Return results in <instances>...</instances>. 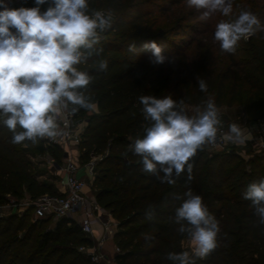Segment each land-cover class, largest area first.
Instances as JSON below:
<instances>
[{
	"label": "trees",
	"instance_id": "1",
	"mask_svg": "<svg viewBox=\"0 0 264 264\" xmlns=\"http://www.w3.org/2000/svg\"><path fill=\"white\" fill-rule=\"evenodd\" d=\"M180 1L160 0L169 6ZM88 2L89 8L111 9L114 19L112 27L102 34L100 56L78 66L93 77L84 91L96 103L94 111L74 113L77 118H86L78 153L81 163L98 157L92 185L96 201L117 220L113 241L119 251L114 255L115 263L175 264L166 258L168 252L189 251L183 245L188 237L177 232L174 221L175 209L181 203L176 196L182 197L190 188L203 197L221 230L218 247L206 258L194 257L195 264H264V225H259L252 202L243 199L250 183L264 179V152L244 158L234 147L214 153L198 151L190 161L192 179L184 173L169 185L144 172L140 157L129 151L137 138H143L148 124L139 103L143 95H171L196 108L208 97L220 107L232 106L244 96L248 108L264 113V32L252 35L248 42L241 40L239 44L246 48L224 53L214 40L215 30L209 28L211 35L205 42L196 41L197 33L192 39L182 37L185 28L197 32L196 26L171 24L164 31L154 30L158 24L149 22L152 12L146 6L152 11L169 10L157 0ZM50 3L41 5V11ZM34 6L35 0L8 5L12 9ZM258 9L253 13L264 24V5ZM149 41L163 46L168 61L154 65L150 52L128 51L129 44L140 49ZM100 59L108 61L106 71L98 70ZM199 79L206 81L207 93L200 91ZM11 139L12 133L0 124V208L9 198L19 202L25 194L33 200L44 193H57L54 184L38 179L41 173L32 159L47 153L60 161L64 155L61 147L47 145L44 140L13 144ZM149 206L155 209L151 220L145 215ZM31 213V207L19 213H0V264H95L79 250L82 245H91L92 239L75 220L34 219Z\"/></svg>",
	"mask_w": 264,
	"mask_h": 264
},
{
	"label": "clouds",
	"instance_id": "2",
	"mask_svg": "<svg viewBox=\"0 0 264 264\" xmlns=\"http://www.w3.org/2000/svg\"><path fill=\"white\" fill-rule=\"evenodd\" d=\"M45 3L48 0H35L34 7L12 9L0 0V124L12 133L13 144L55 139L63 134L62 113L96 109L93 97L84 91L93 77L78 66L102 53L98 45L113 25V11H90L88 0H51L41 11ZM187 5L204 10V20L215 13L227 18L217 23L214 32L224 53H235L241 40L264 32V24L252 11L233 14V0H187ZM128 51L150 52L154 65L169 59L155 41L145 42L140 49L129 44ZM97 68L106 71L108 61L98 60ZM198 85L207 93L205 80L199 79ZM139 103L148 124L143 138H137L129 151L140 157L142 170L161 183L174 185L184 173L190 181V161L217 140L222 122L215 101L211 97L201 101L196 115L186 111L183 99L176 101L171 95H143ZM243 135L238 124L229 125L232 142L243 143ZM176 198L181 200L175 209L177 232L186 234L194 248L192 253L168 252L166 258L175 264H195L194 257L206 258L218 247L219 223L203 197L190 188ZM243 199L252 202L259 225H264V179L250 183ZM154 213L151 206L145 210L149 220Z\"/></svg>",
	"mask_w": 264,
	"mask_h": 264
},
{
	"label": "built area",
	"instance_id": "3",
	"mask_svg": "<svg viewBox=\"0 0 264 264\" xmlns=\"http://www.w3.org/2000/svg\"><path fill=\"white\" fill-rule=\"evenodd\" d=\"M10 2L23 5L25 0H6L8 5ZM85 123L86 120L75 117L71 111L62 113L60 124L63 134L55 139H43L47 145L61 147L64 153L60 161L51 156L47 161L49 168L58 177V191L55 194L44 193L33 200L28 199L24 206L32 208L34 219L52 217L53 219L71 218L75 220L81 231L92 239L91 245H82L79 250L88 255L92 262L98 264L104 257L101 247L112 230L108 220L104 218L105 209L99 205L95 196L86 190V179L93 176L98 157L91 156L89 160L82 163L72 158L73 150L77 149L76 151H78ZM257 127V135L251 138L252 140L249 138H243V140L254 141L260 151L264 152V120L259 122ZM237 144L239 142L234 143L229 139V129L222 122L217 133L216 143L206 145L204 148L224 151L230 150ZM115 251H119L117 246Z\"/></svg>",
	"mask_w": 264,
	"mask_h": 264
},
{
	"label": "rangeland",
	"instance_id": "4",
	"mask_svg": "<svg viewBox=\"0 0 264 264\" xmlns=\"http://www.w3.org/2000/svg\"><path fill=\"white\" fill-rule=\"evenodd\" d=\"M89 3V2H88ZM160 0H157V4H161ZM164 7H168V11L162 10L161 12L159 10L152 11L151 6H146V9L151 10L152 13H150V16L147 18L149 22L156 21L158 26L154 30L164 31L168 27L171 26V24H174L175 26L181 24L184 26H189L190 28H193L196 26L198 29L197 32L189 31V28H185L182 37L184 39L194 38L197 33L196 41L202 40L203 42L208 41V37L210 35L208 34L207 29L215 30L217 23H219L223 19H227L223 17L220 13H215L211 15L208 19L204 20L201 19L202 12L204 10H197L195 8H190L187 5V0H182L178 4L169 6L167 3H162ZM264 5V1L262 0H233V14L237 15L240 10H250V11H256L258 12V8H261ZM91 10H105L107 9L100 7V8H89ZM263 12V11H262ZM208 24V25H207ZM215 32V31H214ZM250 39H243L242 41L248 42ZM237 48H246L243 46V44H238ZM214 50V49H213ZM215 51V50H214ZM217 57V56H215ZM218 58V57H217ZM184 107L186 111L190 115H196L197 109L196 107L192 106L191 104H184ZM218 110L220 112V118L221 122H223L227 129H229V125L232 123H236L240 126L242 132H243V138H253L257 134V124L264 120V113L263 111L259 109H253L248 108L245 102V97H241L234 105L232 106H226L222 105L218 107ZM94 111V110H93ZM90 113V112H89ZM88 113V114H89ZM81 120H86L85 117H80ZM252 140V139H251ZM251 140H245L243 143L237 144V146H233L234 151H236L238 154L242 155L244 158H248L249 156H252L256 153H260L259 147L255 145L254 141ZM75 150V151H74ZM73 150V154L77 153V159L80 160L77 149ZM204 150L208 153H214L218 152L216 150ZM227 151V150H224ZM48 159L49 155L47 153L44 154H37L32 159L35 168L37 171L41 173V175L38 176V179L41 181H46L48 183L54 184V187L57 185V175L49 168L48 166ZM80 162V161H79ZM87 188L89 194L95 196V189L92 185V177L89 179H86ZM9 202L5 203L1 206L0 212L2 214H8V213H16L23 211L25 209V201L19 200V202H16L14 198H9ZM105 213V214H104ZM104 218L108 220L109 227L111 228L112 232L109 234L107 241H111L113 239V232L116 231L117 226V220L112 217V215L109 213L108 210H104L103 212ZM31 217H33V213H31ZM34 218V217H33ZM106 241V242H107ZM116 245V244H115ZM184 247H186L190 253H192L194 246L191 244L189 238L185 239L183 242ZM117 246V245H116ZM111 250V249H110ZM102 251V250H101ZM107 248L105 247L103 250V253H106ZM114 254H108V257H103L102 261L98 264H103V262L108 263L109 261H112ZM116 264V263H115Z\"/></svg>",
	"mask_w": 264,
	"mask_h": 264
},
{
	"label": "crops",
	"instance_id": "5",
	"mask_svg": "<svg viewBox=\"0 0 264 264\" xmlns=\"http://www.w3.org/2000/svg\"><path fill=\"white\" fill-rule=\"evenodd\" d=\"M96 110V109H95ZM77 153H75V154H73L72 155V158H74V159H77ZM78 160V159H77ZM56 190L58 191V183H57V185H56ZM21 200H23V201H27L28 200V195L27 194H25V197L23 198V199H21ZM107 241V240H106ZM104 242L103 243V245H102V247H101V250H102V253H103V250H104V248L106 247L107 248V251H106V253L104 252L103 254H104V256L105 257H108V254H114L115 255V253H116V251H115V247H116V245H115V243H114V241H113V239L111 240V241H107V242ZM111 249V250H110ZM103 264H115V261H114V256H113V258H112V261H109L108 263H105V262H103Z\"/></svg>",
	"mask_w": 264,
	"mask_h": 264
}]
</instances>
